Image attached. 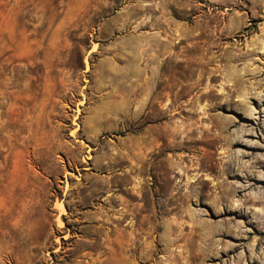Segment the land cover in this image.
<instances>
[{"label": "rangeland", "instance_id": "374dc122", "mask_svg": "<svg viewBox=\"0 0 264 264\" xmlns=\"http://www.w3.org/2000/svg\"><path fill=\"white\" fill-rule=\"evenodd\" d=\"M0 264H264V0H0Z\"/></svg>", "mask_w": 264, "mask_h": 264}]
</instances>
